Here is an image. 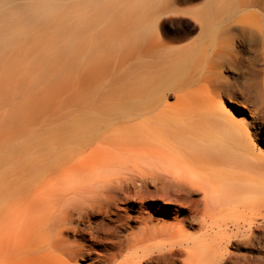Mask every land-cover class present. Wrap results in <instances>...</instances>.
Returning <instances> with one entry per match:
<instances>
[{
    "label": "bare ground",
    "instance_id": "6f19581e",
    "mask_svg": "<svg viewBox=\"0 0 264 264\" xmlns=\"http://www.w3.org/2000/svg\"><path fill=\"white\" fill-rule=\"evenodd\" d=\"M167 13L146 9L123 26L121 84L84 99L68 124L83 157L73 177L58 168L50 185L51 123L31 106L0 104L13 164L0 183V264H264V249L240 258V243H264V153L253 144L264 145V81L251 103L226 98L249 121L220 101L185 105L158 70L154 20Z\"/></svg>",
    "mask_w": 264,
    "mask_h": 264
},
{
    "label": "rangeland",
    "instance_id": "374dc122",
    "mask_svg": "<svg viewBox=\"0 0 264 264\" xmlns=\"http://www.w3.org/2000/svg\"><path fill=\"white\" fill-rule=\"evenodd\" d=\"M150 8L168 12L154 20L160 57L163 53L158 70L167 87L180 86L185 105L210 108L220 101L231 116L250 120L246 109L227 97L240 104L258 98L264 81V0H0V104L31 106L35 119L51 123L50 185L61 181L58 168H72L66 175H76L73 169L83 157L75 156L79 140L68 124L80 117L84 99L94 104L101 89L121 84L123 26ZM215 75L223 78L218 84ZM203 77H209L205 83ZM214 84L228 96L215 97ZM175 102L171 93L167 103ZM1 140L3 183L12 180L13 164ZM253 144L264 153L259 140ZM240 244V258L264 249L263 242L253 248Z\"/></svg>",
    "mask_w": 264,
    "mask_h": 264
}]
</instances>
